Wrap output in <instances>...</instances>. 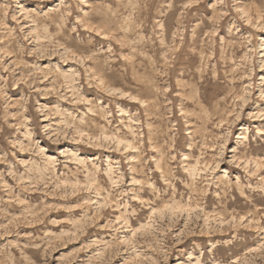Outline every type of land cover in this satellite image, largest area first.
I'll return each instance as SVG.
<instances>
[{"label": "rangeland", "instance_id": "374dc122", "mask_svg": "<svg viewBox=\"0 0 264 264\" xmlns=\"http://www.w3.org/2000/svg\"><path fill=\"white\" fill-rule=\"evenodd\" d=\"M0 264H264V0H0Z\"/></svg>", "mask_w": 264, "mask_h": 264}, {"label": "bare ground", "instance_id": "6f19581e", "mask_svg": "<svg viewBox=\"0 0 264 264\" xmlns=\"http://www.w3.org/2000/svg\"><path fill=\"white\" fill-rule=\"evenodd\" d=\"M194 172H196V170L194 169Z\"/></svg>", "mask_w": 264, "mask_h": 264}]
</instances>
